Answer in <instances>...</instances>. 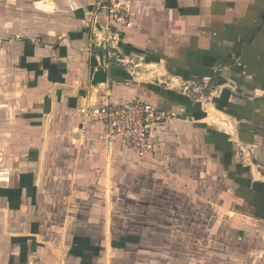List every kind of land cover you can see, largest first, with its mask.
<instances>
[{
  "label": "crops",
  "instance_id": "crops-1",
  "mask_svg": "<svg viewBox=\"0 0 264 264\" xmlns=\"http://www.w3.org/2000/svg\"><path fill=\"white\" fill-rule=\"evenodd\" d=\"M93 1L0 0V264H264V0ZM137 100L145 157L81 115Z\"/></svg>",
  "mask_w": 264,
  "mask_h": 264
},
{
  "label": "built area",
  "instance_id": "built-area-1",
  "mask_svg": "<svg viewBox=\"0 0 264 264\" xmlns=\"http://www.w3.org/2000/svg\"><path fill=\"white\" fill-rule=\"evenodd\" d=\"M135 0H94L93 7L117 27L129 24L130 4ZM85 122L98 121L103 126L99 138L107 143L119 137L130 144L140 157L147 156L152 150L149 134L158 126H163L169 116L156 109L152 104L134 101L119 105L104 104L81 109Z\"/></svg>",
  "mask_w": 264,
  "mask_h": 264
},
{
  "label": "water",
  "instance_id": "water-1",
  "mask_svg": "<svg viewBox=\"0 0 264 264\" xmlns=\"http://www.w3.org/2000/svg\"><path fill=\"white\" fill-rule=\"evenodd\" d=\"M253 166V165H252ZM254 170V167H252V171ZM253 172H255V171H253Z\"/></svg>",
  "mask_w": 264,
  "mask_h": 264
}]
</instances>
